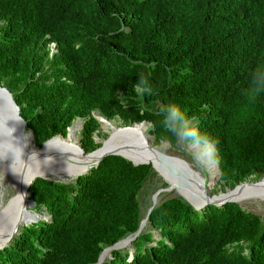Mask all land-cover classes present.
I'll return each instance as SVG.
<instances>
[{
    "label": "trees",
    "instance_id": "trees-1",
    "mask_svg": "<svg viewBox=\"0 0 264 264\" xmlns=\"http://www.w3.org/2000/svg\"><path fill=\"white\" fill-rule=\"evenodd\" d=\"M260 65L264 0H0V85L37 146L79 118L80 148L92 151L93 111L123 126L146 121L160 141L156 113L176 103L217 141L222 184L259 181L264 93L250 102L244 91ZM139 75L150 94L133 90ZM153 173L107 155L69 182L35 178L28 199L48 219L17 227L0 264H94L137 229V194ZM146 223L157 238L142 229L131 258L113 249L100 264H264V222L235 202L195 209L169 197Z\"/></svg>",
    "mask_w": 264,
    "mask_h": 264
},
{
    "label": "bare ground",
    "instance_id": "bare-ground-1",
    "mask_svg": "<svg viewBox=\"0 0 264 264\" xmlns=\"http://www.w3.org/2000/svg\"><path fill=\"white\" fill-rule=\"evenodd\" d=\"M103 122H105L104 126L109 125V123L106 122L104 119H103ZM78 128H79V122L72 124L67 131L66 138L65 137L62 138L60 137V135H58L47 143L49 145V148L47 147V145L44 146L42 151L49 154V158L56 157L57 164L54 165L53 168H50L49 166H47V168L41 169L42 171L53 170L51 171L52 174L49 172H44V173H41V175L45 177H50V178L69 180V179L74 178L78 171L84 168H88L90 164L89 158L86 155H84L83 152H80L79 150L80 147L78 145V141L75 136L76 131L79 130ZM132 130H134L137 134H139L140 140L144 144H146L148 147L153 148L152 140L150 139V136H148V132L146 130L145 125L135 126L133 127ZM52 148H55V149H52ZM63 155L66 156L65 157L66 162L63 160L64 159V157H62ZM165 163L171 165V167L176 172H180L181 166L184 165V160L183 159L172 160V159L165 158ZM154 168L157 170L158 177L161 178V180L163 181V183L166 184V186H169V189L159 191L158 195H160L162 192L167 193L168 191L171 192L173 190L177 194L184 196L186 199L191 200L195 204L199 203L196 201L201 200V196L204 193L203 190H205L206 193H208L207 187H206L208 183L207 181L210 178H212L213 173L217 172V168L215 165L212 167V169L210 168L211 176L210 177L207 176L209 178L206 179L205 177L204 179V177L197 171L191 183L187 187H185L182 185V183L180 182L177 176L165 171L160 165V163L158 162V160L154 164ZM38 172L40 173V171ZM23 184H24V180L20 176L14 174L13 172L7 171L6 169L2 168L0 165V187H1V190H0V237L2 234L6 235L13 228L15 223L16 224L18 223L17 226H19L21 224H28V222L35 223V222H38L39 220H43L44 218V217L39 218L38 216H41L40 213H38L37 211L33 209H30L32 204H30V202L27 201L28 195L23 190ZM3 188H8L6 191L7 193H6L5 198H2ZM158 195L155 197V200H157ZM214 197L215 196H213V198ZM216 197H218L219 199L228 198V199L235 201L236 203H241L246 199H257V200H260L261 202L262 201L264 202V179H261L256 182H251V183L246 182L244 185L238 187L236 190H233L230 192L227 191L226 193L221 194ZM29 219L31 220L28 222H25ZM144 225L145 223L143 222L142 226ZM125 244L126 242L122 241L120 243V247L121 248L125 247ZM104 255H105V252L101 253L100 255L101 260L103 259Z\"/></svg>",
    "mask_w": 264,
    "mask_h": 264
},
{
    "label": "water",
    "instance_id": "water-1",
    "mask_svg": "<svg viewBox=\"0 0 264 264\" xmlns=\"http://www.w3.org/2000/svg\"><path fill=\"white\" fill-rule=\"evenodd\" d=\"M17 110H19L18 106L13 100L11 93L8 91L6 87L0 85V118H4L6 113L14 115L17 112ZM14 123L15 122L11 120L8 121V125L10 127L14 126ZM148 124L149 123L146 121H140V122H134L131 125L111 126V132L108 133L106 139L103 142H101V144L92 151L84 153V155H86L89 158L90 164L88 168H84L78 171L75 177L85 173L88 169L96 166L99 163V161L107 155L121 156L122 158L130 161L133 165L150 164L152 171H154L157 174V170L154 168V164L157 162V157L152 150L153 148L148 147L146 144H144L140 140L139 134H137L134 130H132L133 127L135 126H144V125L146 126ZM70 126L71 124L66 128V133ZM16 127H17V131L15 135L17 137H20L22 139V142L26 143V147L24 148V155L22 157L23 160L18 159L16 163L12 166V170H11V163H12L11 157L6 161H0V165L2 168L6 169L7 171L13 172L14 174L20 176L24 180L23 190L27 193V195H28V191H27L28 186L37 177L47 180H53V181L69 182L71 179L65 181L58 178H50L41 175V173L44 172H49L52 174L50 170L42 171L41 169L47 168V166L53 168L54 165L57 164L56 163L57 158L56 157L49 158V154L43 152L42 149L49 141H51L58 135H54L46 139L41 143L40 146H37L34 143L31 130L25 127L24 120L22 124L16 125ZM79 150L80 152H83L81 148H79ZM33 153H35L36 155H33L30 158V156ZM38 171H40V173ZM217 174L219 175L218 169H217ZM260 178L264 179V176ZM245 183L246 182L243 181L234 185L231 189H229V192L236 190L238 187L244 185ZM167 189H169V186L161 187V189L158 188L155 190V192L151 196L150 205L146 209L144 217L140 220L137 229L132 234H129L119 239L111 246L104 247L98 254L97 261L94 264H100L101 253L113 249H118L122 241L129 242L141 232V230L143 229L142 226L143 222L144 223L146 222L151 209L157 203L155 197L159 194V191H163ZM203 192L204 193L201 196V200L196 201L199 202L198 204L193 203L191 200L186 199L184 196L181 195L180 196L195 209L202 208L207 204L218 206L225 204L227 202H235L228 198L219 199L218 197H214V198L213 196L209 197L205 190H203ZM27 201H29L30 204L34 205L32 200L27 199ZM17 225L18 223L17 224L15 223L13 228L6 235L5 234L1 235L0 249H2L8 244L10 238L17 231Z\"/></svg>",
    "mask_w": 264,
    "mask_h": 264
},
{
    "label": "clouds",
    "instance_id": "clouds-1",
    "mask_svg": "<svg viewBox=\"0 0 264 264\" xmlns=\"http://www.w3.org/2000/svg\"><path fill=\"white\" fill-rule=\"evenodd\" d=\"M51 50L53 51L52 48ZM133 90L138 91L141 95L150 94L151 89L144 75H139L138 81L133 85ZM262 93H264V65L257 66L251 72L244 96L251 102ZM156 114L166 135L161 137L159 143L153 146L152 150L162 168L177 176L182 185L187 187L198 169H209L218 163L217 141L207 133L202 132L196 117L188 116L176 103L161 105ZM10 120L15 122L14 126L8 125ZM22 123L23 118L19 114V110L14 115L6 113L4 118H0V161H6L11 157V170L18 159L23 160L26 143L15 135L16 125ZM173 141L182 145L187 155L191 157L190 161H184L180 172H176L171 165L165 163V158L183 159L182 157H175L171 153L170 148ZM46 145L49 148V145ZM33 155L36 154L33 153L30 158Z\"/></svg>",
    "mask_w": 264,
    "mask_h": 264
},
{
    "label": "rangeland",
    "instance_id": "rangeland-1",
    "mask_svg": "<svg viewBox=\"0 0 264 264\" xmlns=\"http://www.w3.org/2000/svg\"><path fill=\"white\" fill-rule=\"evenodd\" d=\"M50 47L53 49V45L52 44L50 45ZM91 115H92L93 118H96L97 121L99 122V128H98V130L95 129L94 132H93V135H92V138H93L94 142L96 144H99V145L101 144V142H103L106 139L108 133H110V131H111V128L110 127L111 126H113V125L114 126L122 125L118 118L113 117L111 119H106L102 115H100V113L98 111H93L91 113ZM102 118L106 122H108L109 125H107V123H106L107 126H104L105 125V122H103V119ZM76 122H79V128H78L79 130H77L76 131V134H75V136L77 138V141H78V145H79L80 129H81V125H82V120L79 119V118H76L75 120L72 121L71 125L74 124V123H76ZM149 126H150L149 124L146 125L147 132H148ZM64 136H65V138L67 137L66 134ZM148 136H150V139L152 140V146H155L156 144L159 143V141L155 140L151 135H149V133H148ZM60 137H62V136L60 135ZM62 138H64V137H62ZM79 147H80V145H79ZM170 151L173 154V156H175V157H182L184 161L185 160H189V161L191 160V157L189 155H187L184 147L182 145L174 142V141L172 142V146L170 148ZM62 157H64L63 160L66 162V160H65V157L66 156L63 155ZM211 169H212V167H211ZM211 169L210 168L209 169H203V170L198 169L197 171L204 177V179H205V177H206V179H208L211 176V172H210ZM51 171H53V170H51ZM207 176H209V177H207ZM218 177H219V175L217 174V172L216 173H213L212 178H210L207 181L208 183H207V186L206 187H207V192H208L207 195L209 197H211V196H215V197L216 196H219L221 194L226 193V191H229V189H231L227 185L222 184V182L219 181ZM61 180H65V179H61ZM72 180L73 179H71L70 181H72ZM254 181H256V180H253L251 177H249L248 179L245 180V182H250V183L251 182H254ZM164 186H166V184L163 183V181L161 180V178L158 177V175L156 173H153L146 180V182L144 183V185L142 186V188L140 189V191L137 194V201H138L139 205L142 207L143 210L147 209L148 206L150 205L151 196L155 192V190L158 189V188L161 189V187H164ZM7 189L8 188H3L2 189L3 195H4V196L2 195V198H5L6 197V193H7L6 191H7ZM0 190H1V187H0ZM167 193L166 192H162L160 195H158L157 202L160 201V199L162 200V199H166V198H169V197L180 196L179 194H177L173 190L171 192L168 191ZM27 198H29V193H28V197ZM245 202H247V203H245ZM237 204L241 208H243L244 210L249 211V212L257 215L260 218V220H262L264 222V202L263 201L261 202L260 200H257V199H246L243 202L237 203ZM240 204H242V205H240ZM30 209L35 210L34 207H33V205L31 206ZM35 211H37V210H35ZM37 212L40 213V215H41V216H38L39 218H43L44 217L43 220H47L48 219V215L44 212V210L37 211ZM30 220L31 219H29V220H27L25 222H28ZM28 224H31V223L28 222ZM28 224H21V225H28ZM21 225H19V226H21ZM19 226H17V227H19ZM148 229L152 233V236L151 237H153V238H157L158 237L157 231L155 229L148 228V225L145 222V225L143 226V230L146 231ZM130 242L131 241L126 242L125 247H122V248L119 247L118 248V249H128L129 254H130L129 255V258H131V250H132L130 248ZM147 244H151V242H148ZM111 251L112 250L105 252L104 257L101 260V263L104 262L106 259L110 258V252Z\"/></svg>",
    "mask_w": 264,
    "mask_h": 264
}]
</instances>
